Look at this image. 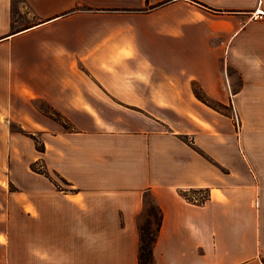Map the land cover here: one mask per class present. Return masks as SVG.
Returning <instances> with one entry per match:
<instances>
[{"label": "crops", "instance_id": "obj_1", "mask_svg": "<svg viewBox=\"0 0 264 264\" xmlns=\"http://www.w3.org/2000/svg\"><path fill=\"white\" fill-rule=\"evenodd\" d=\"M1 51L78 128L45 150L72 190L0 225L1 248L31 258L38 232L40 264H140L154 202V264H264V0H0Z\"/></svg>", "mask_w": 264, "mask_h": 264}, {"label": "rangeland", "instance_id": "obj_2", "mask_svg": "<svg viewBox=\"0 0 264 264\" xmlns=\"http://www.w3.org/2000/svg\"><path fill=\"white\" fill-rule=\"evenodd\" d=\"M4 53L0 52V225L35 227L39 222L27 219L21 210L31 205L37 211L42 196L48 195L51 200L59 190H72L67 179L56 169L48 167L45 154L47 142L55 145L57 134L67 135V132L76 130L77 126L45 98L30 96L32 85L39 87L49 84L48 74L17 73L10 82L7 71L9 62L8 58L2 55ZM209 59L217 64L214 58ZM193 64H200L199 58L193 59ZM25 75L29 78L26 79ZM26 84L28 91L25 90ZM128 107L133 111H144L140 106ZM192 111L199 113L195 108ZM57 112L61 116H58ZM224 112L233 117L234 125L239 130L243 122L235 106L227 105ZM170 114L171 112L166 110V115ZM48 156L50 160H56L55 147ZM42 188L45 189L43 193ZM149 206L150 204L146 207L142 223L149 216ZM1 235L4 239L9 234ZM28 235H32L34 241L32 257H29V248H25L23 242L17 241L11 248L0 247L1 264H40V244L35 243L40 234L33 232Z\"/></svg>", "mask_w": 264, "mask_h": 264}, {"label": "trees", "instance_id": "obj_3", "mask_svg": "<svg viewBox=\"0 0 264 264\" xmlns=\"http://www.w3.org/2000/svg\"><path fill=\"white\" fill-rule=\"evenodd\" d=\"M194 88L198 97L203 99V96L196 84L194 85ZM212 106L219 110H223L224 108H226V106L224 105L213 104ZM56 114L58 116H61L59 112H57ZM180 193L189 201L202 204L210 198L211 190L208 187H192L188 189H181ZM194 196L200 197V200L194 201ZM149 204V216H147L146 220L140 226V264H154V245L158 239V235L163 224L162 209L154 202H150Z\"/></svg>", "mask_w": 264, "mask_h": 264}, {"label": "built area", "instance_id": "obj_4", "mask_svg": "<svg viewBox=\"0 0 264 264\" xmlns=\"http://www.w3.org/2000/svg\"><path fill=\"white\" fill-rule=\"evenodd\" d=\"M193 200H194V201H199V200H200V197H198V196H194Z\"/></svg>", "mask_w": 264, "mask_h": 264}]
</instances>
